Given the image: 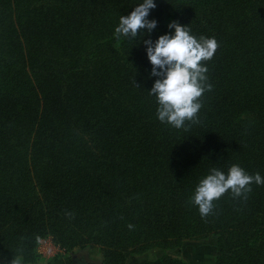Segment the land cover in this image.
Here are the masks:
<instances>
[{
	"label": "trees",
	"instance_id": "obj_1",
	"mask_svg": "<svg viewBox=\"0 0 264 264\" xmlns=\"http://www.w3.org/2000/svg\"><path fill=\"white\" fill-rule=\"evenodd\" d=\"M143 0H0V258L49 237L128 253L215 236V264H264V185L191 203L215 168L264 178V0H154L134 40L115 37ZM178 22L219 48L199 123H161L144 41ZM71 213V215H69ZM140 264H183L170 257Z\"/></svg>",
	"mask_w": 264,
	"mask_h": 264
},
{
	"label": "clouds",
	"instance_id": "obj_2",
	"mask_svg": "<svg viewBox=\"0 0 264 264\" xmlns=\"http://www.w3.org/2000/svg\"><path fill=\"white\" fill-rule=\"evenodd\" d=\"M155 8L154 0H143L130 15L121 16L115 28L116 39L134 40L144 29L151 33L157 22L148 20V16ZM168 27L174 29V35H162L154 44L151 40L144 41L152 65L151 75L160 77L148 93L156 99L157 117L161 123L187 130L186 124L199 123L202 97L212 90L205 64L213 59L219 44L215 38H196L190 34L189 27L178 22H172ZM254 183L264 185V178L259 173L248 174L239 165H232L227 174L213 168L195 188L191 203L198 207L201 218H206L212 214L215 202L229 192L233 198L247 199ZM11 264H22V257L14 255Z\"/></svg>",
	"mask_w": 264,
	"mask_h": 264
},
{
	"label": "rangeland",
	"instance_id": "obj_3",
	"mask_svg": "<svg viewBox=\"0 0 264 264\" xmlns=\"http://www.w3.org/2000/svg\"><path fill=\"white\" fill-rule=\"evenodd\" d=\"M215 236L203 239L181 242L173 248H150L145 251L128 253L123 264H140L144 261H155L161 257H170L183 264H215L217 256V242ZM84 255L86 260L107 264L99 247L88 245L84 248L65 250L55 246L49 237L39 240L35 246L33 257L23 258L22 264H72V258ZM0 264H11V261L0 258Z\"/></svg>",
	"mask_w": 264,
	"mask_h": 264
},
{
	"label": "flooded vegetation",
	"instance_id": "obj_4",
	"mask_svg": "<svg viewBox=\"0 0 264 264\" xmlns=\"http://www.w3.org/2000/svg\"><path fill=\"white\" fill-rule=\"evenodd\" d=\"M85 257L77 256L72 259V264H87Z\"/></svg>",
	"mask_w": 264,
	"mask_h": 264
},
{
	"label": "water",
	"instance_id": "obj_5",
	"mask_svg": "<svg viewBox=\"0 0 264 264\" xmlns=\"http://www.w3.org/2000/svg\"><path fill=\"white\" fill-rule=\"evenodd\" d=\"M74 257H75V256H74ZM74 257H73V258H74ZM81 257H84V255H81ZM73 258H72V259H73ZM87 264H97V263H94V262H91V261H87Z\"/></svg>",
	"mask_w": 264,
	"mask_h": 264
}]
</instances>
